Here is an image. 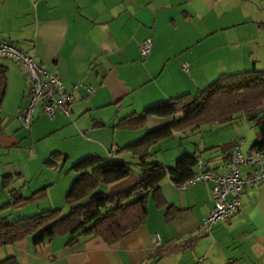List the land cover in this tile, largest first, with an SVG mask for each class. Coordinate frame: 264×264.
<instances>
[{"label": "crops", "instance_id": "0c3cea01", "mask_svg": "<svg viewBox=\"0 0 264 264\" xmlns=\"http://www.w3.org/2000/svg\"><path fill=\"white\" fill-rule=\"evenodd\" d=\"M235 4L242 9L237 14ZM262 5L264 0H0V42L55 72L69 92V115L57 112L48 119L37 107L28 138L33 143L61 130L68 139L83 142L86 156L113 155L129 164V176L104 187L105 193L132 187L140 179V169L129 153L118 150L171 119L148 117L139 132L117 130V122L148 106L194 94L219 75L264 70V21L257 9ZM251 17L260 19V24L250 21ZM250 22L255 25L254 38L245 31L244 25ZM145 39H150L151 47L142 58L138 46ZM0 66L6 69L0 105V151H4L14 145L16 130L22 128L16 113L26 105L29 83L19 64L0 58ZM237 122L177 133L186 139L178 156L192 154L208 171L225 173L231 145L242 141L239 153L246 157L257 139L256 134L250 140L249 131L243 137L246 127L233 125ZM202 128L223 133L190 138ZM5 152L0 156H7ZM153 156L150 162L172 166L171 159L165 162ZM19 167L4 170L2 176L24 179ZM249 170L242 166L238 174L245 177ZM73 179L67 180L64 190ZM159 190L165 204L177 211L170 222L164 221L165 210L155 208L149 199L141 226L115 244L106 246L98 238L80 236L69 245L68 237H60L34 246L28 238L1 247L0 260L14 258L17 264H264V184L245 187L236 211L208 232L202 221L213 209L210 184L182 189L164 178ZM155 237L158 246H154ZM157 251L160 255L155 257Z\"/></svg>", "mask_w": 264, "mask_h": 264}, {"label": "trees", "instance_id": "16d2710c", "mask_svg": "<svg viewBox=\"0 0 264 264\" xmlns=\"http://www.w3.org/2000/svg\"><path fill=\"white\" fill-rule=\"evenodd\" d=\"M5 84L6 69L0 66V105ZM148 117L170 118L171 121L146 130L140 138L118 150L129 153L136 160L140 169V179L136 184L114 194L105 193L104 187L129 176V164L115 159L113 155L107 158L83 157L70 166L75 177L64 193L66 213L62 214L60 209H50L14 221L0 218V248L28 238L32 239L34 246H42L55 238L68 237L69 245L80 236L98 238L110 246L141 226L146 219L148 199L155 208L165 210V222L172 221L177 211L165 204L159 190L160 183L167 178L175 187H182L195 172L197 159L192 154L182 153L172 166H164L149 161L155 153L154 147L176 133H190L202 126L225 125L243 118L259 126L251 150L264 155V70L252 68L219 75L194 94H183L148 106L140 113L120 119L115 127L121 131L139 132L145 129ZM1 123L0 116V127ZM232 147L233 144L230 150ZM65 160L64 155L53 152L44 166L58 170ZM13 180L6 175L0 178L1 189L8 197V202L0 206V210H20L46 197L49 185L23 197L18 190L10 188ZM159 255L157 251L154 256ZM0 264L17 262L14 258H4Z\"/></svg>", "mask_w": 264, "mask_h": 264}, {"label": "built area", "instance_id": "2783aa9c", "mask_svg": "<svg viewBox=\"0 0 264 264\" xmlns=\"http://www.w3.org/2000/svg\"><path fill=\"white\" fill-rule=\"evenodd\" d=\"M151 47L150 39H145L138 46L140 57L148 55ZM0 57L19 64L29 83L28 97L25 107L16 113L23 129L28 130L37 107L42 114L52 119L57 112L68 116L69 92L64 88L62 81L55 72H48L44 66L36 63L28 54L0 42ZM186 70V64L181 65ZM90 93V89H87ZM242 141L237 140L230 152V158L225 165V173L216 174L208 171L199 159L195 163V172L180 188H186L199 183L210 184V196L213 209L202 221L204 231L208 232L211 226L232 215L239 205V196L245 187L264 184V155L262 152H252L246 157L239 153ZM249 166V173L240 177L238 169ZM154 246H158V239L154 238Z\"/></svg>", "mask_w": 264, "mask_h": 264}, {"label": "rangeland", "instance_id": "374dc122", "mask_svg": "<svg viewBox=\"0 0 264 264\" xmlns=\"http://www.w3.org/2000/svg\"><path fill=\"white\" fill-rule=\"evenodd\" d=\"M251 2V1H250ZM245 5V4H244ZM246 6V5H245ZM258 13L263 16L261 20L264 21V5L257 8ZM241 7L235 4L234 13L237 14L241 11ZM254 23L260 24V19L257 21L253 20L251 17L250 21ZM248 22L249 19H246ZM245 31L249 30V36L253 37V27H255L252 22L245 24ZM4 59V58H3ZM233 125H244L246 128L244 130L243 137L246 138V131H249L250 140L254 138V135L257 134L259 126H255L252 123L246 122L242 120V122H237ZM264 125V121L262 122ZM247 126L249 127L247 129ZM205 128L199 130L198 134L191 136L190 138H199L201 136L210 137L211 135H218V133H223L221 130H212L211 132L205 131ZM16 141L13 146H10L8 149L4 151H0L3 155L6 150L8 152L7 156H0V178L3 175V171L8 168H14L20 166L19 168H23V172L25 173L24 179L15 178L13 182L10 184L11 189H16L23 197H27L31 194V192L37 190L38 188L48 186L47 196L45 199L40 202L29 204L26 207L20 210H14L13 208H6L5 210H0V218L5 217L8 221H14L20 218H25L42 212L44 210L50 209H60L61 213L64 214L67 211V208L64 203V190L66 186V182L70 177H75V174L70 170L71 164L76 162L77 160L85 157L87 154H84L85 146L83 142H81L77 138L68 139L65 136V132L61 130L47 135L44 138L40 139L37 142H31L27 136V131L23 128L16 130ZM144 132V131H143ZM23 138H22V137ZM258 136V134H257ZM186 146V139L180 138L176 133L173 136L160 141L155 147L154 151L158 159L164 160L167 162L171 159V164L173 165L174 159L183 152L182 149ZM33 147V148H32ZM58 148V150L56 149ZM83 150V151H81ZM54 151L62 153L66 155V160L64 163L60 165L58 170H45L48 169L44 166V163L51 153ZM45 153V154H44ZM129 159L131 156L127 154ZM153 156V157H154ZM174 158V159H173ZM173 160V161H172ZM128 161V159H127ZM29 170L27 169L29 166ZM169 166V165H165ZM36 167H41V171ZM44 169H43V168ZM131 168V167H130ZM28 170V171H27ZM30 171V172H29ZM26 175H31V177L27 178ZM34 175V176H33ZM33 176V177H32ZM46 180V182H44ZM42 184H45L44 186ZM41 186V187H40ZM8 202L7 193L1 189L0 185V206ZM149 202V199L147 203ZM51 206V208H48ZM48 208V209H46Z\"/></svg>", "mask_w": 264, "mask_h": 264}]
</instances>
